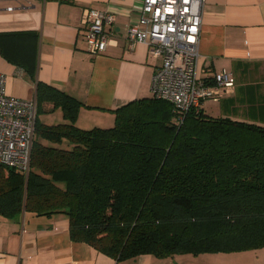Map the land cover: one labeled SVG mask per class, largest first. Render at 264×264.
<instances>
[{
	"label": "trees",
	"instance_id": "trees-1",
	"mask_svg": "<svg viewBox=\"0 0 264 264\" xmlns=\"http://www.w3.org/2000/svg\"><path fill=\"white\" fill-rule=\"evenodd\" d=\"M38 47L36 32L0 33L1 56L32 78ZM36 102L29 172L0 166V216L64 214L73 241L118 262L264 248L263 107L247 122L148 97L82 129L84 104L63 90L38 81ZM45 103L63 122L41 120Z\"/></svg>",
	"mask_w": 264,
	"mask_h": 264
},
{
	"label": "crops",
	"instance_id": "crops-1",
	"mask_svg": "<svg viewBox=\"0 0 264 264\" xmlns=\"http://www.w3.org/2000/svg\"><path fill=\"white\" fill-rule=\"evenodd\" d=\"M141 0H0V33L33 31L39 36L38 70L32 78L0 54V73L8 95L36 100L37 82L63 90L84 104L77 120L82 129L109 128L112 112L138 99L153 97L152 81L161 61L143 43L130 46L127 32ZM95 8L114 14L107 27L105 52L88 51L83 12ZM198 71L212 78L223 69L233 73L235 91L219 102L208 101L206 113L251 122L264 108V0H205ZM213 103L215 105H213ZM261 107V108H259ZM46 124L63 122L61 110L43 104ZM256 123H261L264 114ZM236 253H205L157 258L142 255L118 262L70 237L69 218L24 212L0 216V264H227ZM230 258V257H229Z\"/></svg>",
	"mask_w": 264,
	"mask_h": 264
},
{
	"label": "built area",
	"instance_id": "built-area-1",
	"mask_svg": "<svg viewBox=\"0 0 264 264\" xmlns=\"http://www.w3.org/2000/svg\"><path fill=\"white\" fill-rule=\"evenodd\" d=\"M204 2L141 0L137 18L127 32L130 46L143 43L161 61L153 76V97L170 102L181 113L198 110L208 101L219 102L236 87L233 73L225 69L208 79L199 75ZM114 22L115 16L109 11L84 9V34L91 54L106 51L110 43L106 28ZM36 120V100L8 95L6 76L0 73V166L29 172Z\"/></svg>",
	"mask_w": 264,
	"mask_h": 264
},
{
	"label": "rangeland",
	"instance_id": "rangeland-1",
	"mask_svg": "<svg viewBox=\"0 0 264 264\" xmlns=\"http://www.w3.org/2000/svg\"><path fill=\"white\" fill-rule=\"evenodd\" d=\"M210 115L218 116L217 113H210ZM233 253L236 254L228 257L227 264H264V248Z\"/></svg>",
	"mask_w": 264,
	"mask_h": 264
}]
</instances>
